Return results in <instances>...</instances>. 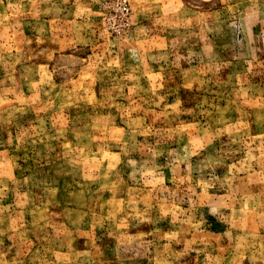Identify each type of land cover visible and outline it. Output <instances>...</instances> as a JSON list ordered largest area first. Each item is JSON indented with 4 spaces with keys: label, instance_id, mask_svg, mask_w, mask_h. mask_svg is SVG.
I'll use <instances>...</instances> for the list:
<instances>
[{
    "label": "rangeland",
    "instance_id": "1",
    "mask_svg": "<svg viewBox=\"0 0 264 264\" xmlns=\"http://www.w3.org/2000/svg\"><path fill=\"white\" fill-rule=\"evenodd\" d=\"M120 1L0 0V264H264V0Z\"/></svg>",
    "mask_w": 264,
    "mask_h": 264
},
{
    "label": "built area",
    "instance_id": "2",
    "mask_svg": "<svg viewBox=\"0 0 264 264\" xmlns=\"http://www.w3.org/2000/svg\"><path fill=\"white\" fill-rule=\"evenodd\" d=\"M117 7L120 10V12L125 16L128 15L130 12V7L126 0H121L120 2H118Z\"/></svg>",
    "mask_w": 264,
    "mask_h": 264
},
{
    "label": "crops",
    "instance_id": "3",
    "mask_svg": "<svg viewBox=\"0 0 264 264\" xmlns=\"http://www.w3.org/2000/svg\"><path fill=\"white\" fill-rule=\"evenodd\" d=\"M253 197H255V195H254V193H250ZM252 197V198H253ZM248 198H251V196L250 197H248ZM235 202L238 204V202H240L239 201V198L236 196V200H235ZM241 203V202H240ZM248 206V205H247ZM235 207H238V206H235ZM249 207V206H248Z\"/></svg>",
    "mask_w": 264,
    "mask_h": 264
}]
</instances>
